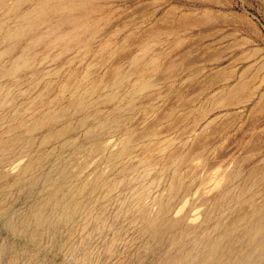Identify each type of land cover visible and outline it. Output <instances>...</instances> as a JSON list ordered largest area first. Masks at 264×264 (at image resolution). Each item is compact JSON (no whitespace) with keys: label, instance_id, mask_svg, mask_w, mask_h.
I'll use <instances>...</instances> for the list:
<instances>
[{"label":"rangeland","instance_id":"obj_1","mask_svg":"<svg viewBox=\"0 0 264 264\" xmlns=\"http://www.w3.org/2000/svg\"><path fill=\"white\" fill-rule=\"evenodd\" d=\"M66 1L0 0V264H264V0Z\"/></svg>","mask_w":264,"mask_h":264},{"label":"bare ground","instance_id":"obj_2","mask_svg":"<svg viewBox=\"0 0 264 264\" xmlns=\"http://www.w3.org/2000/svg\"><path fill=\"white\" fill-rule=\"evenodd\" d=\"M71 1V3H69L68 1H66L71 7H74L75 5H73L75 2H79L80 4H84V3H86V2H88V1H90V0H70ZM42 10V9H41ZM40 16L38 15L37 16V18L36 19H38ZM36 19H34L33 21H31V22H29V23H31V25H30V27H32V26H35V21H36Z\"/></svg>","mask_w":264,"mask_h":264}]
</instances>
